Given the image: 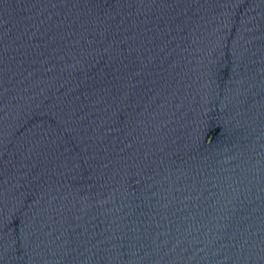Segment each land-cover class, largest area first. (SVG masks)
<instances>
[{"label":"water","instance_id":"95a60500","mask_svg":"<svg viewBox=\"0 0 264 264\" xmlns=\"http://www.w3.org/2000/svg\"><path fill=\"white\" fill-rule=\"evenodd\" d=\"M0 264H264V0H0Z\"/></svg>","mask_w":264,"mask_h":264}]
</instances>
